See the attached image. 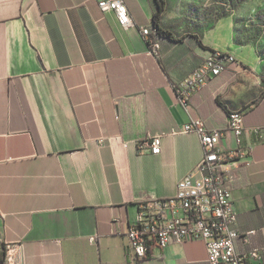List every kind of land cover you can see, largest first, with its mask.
<instances>
[{"label": "crops", "instance_id": "crops-1", "mask_svg": "<svg viewBox=\"0 0 264 264\" xmlns=\"http://www.w3.org/2000/svg\"><path fill=\"white\" fill-rule=\"evenodd\" d=\"M124 28L96 0H0V264L21 242V264H210L203 240L149 244L137 259L127 231L141 202L173 196L203 155L192 118L208 129L242 110L240 136L226 131L238 252L264 262V57L237 41L232 19L188 31L161 17L174 37L148 52L157 0H125ZM214 50L238 60L192 93L176 85ZM162 135L161 152L145 139ZM95 237V240L91 238Z\"/></svg>", "mask_w": 264, "mask_h": 264}, {"label": "built area", "instance_id": "built-area-1", "mask_svg": "<svg viewBox=\"0 0 264 264\" xmlns=\"http://www.w3.org/2000/svg\"><path fill=\"white\" fill-rule=\"evenodd\" d=\"M104 12L113 11L120 25H134L125 0H96ZM148 52L159 55V35L142 28ZM232 60L238 58L231 52L214 50L180 84L176 85L178 100L187 105L193 92L220 75ZM245 114L242 110L230 112L226 126L208 129L200 119L192 118L183 132H194L200 137L203 155L186 176L178 181L176 193L168 198L141 202L136 220L130 224L127 236L129 246L137 259L146 256L149 244L155 242L165 247L171 241L203 240L210 264H264L258 250L238 252L235 241L240 237L235 227L237 210L229 183L234 180L230 161L243 154L241 150L225 151L219 143L226 131L240 136L244 130ZM264 135V126L254 129ZM153 153L161 152L162 135L145 139ZM95 240V237L91 238ZM21 242L6 244V264H21Z\"/></svg>", "mask_w": 264, "mask_h": 264}, {"label": "rangeland", "instance_id": "rangeland-1", "mask_svg": "<svg viewBox=\"0 0 264 264\" xmlns=\"http://www.w3.org/2000/svg\"><path fill=\"white\" fill-rule=\"evenodd\" d=\"M166 5L170 19L183 30L208 28L220 20L232 19L237 41L253 43L264 57V0H157Z\"/></svg>", "mask_w": 264, "mask_h": 264}, {"label": "trees", "instance_id": "trees-1", "mask_svg": "<svg viewBox=\"0 0 264 264\" xmlns=\"http://www.w3.org/2000/svg\"><path fill=\"white\" fill-rule=\"evenodd\" d=\"M157 4H158L157 11L155 12L153 18V27L159 36L165 35L173 38L174 37L173 32L164 28L161 23V17L164 11V5L162 3H157Z\"/></svg>", "mask_w": 264, "mask_h": 264}, {"label": "bare ground", "instance_id": "bare-ground-1", "mask_svg": "<svg viewBox=\"0 0 264 264\" xmlns=\"http://www.w3.org/2000/svg\"><path fill=\"white\" fill-rule=\"evenodd\" d=\"M150 29V28H149ZM236 60H232V62H235ZM231 112H235V111H231Z\"/></svg>", "mask_w": 264, "mask_h": 264}]
</instances>
